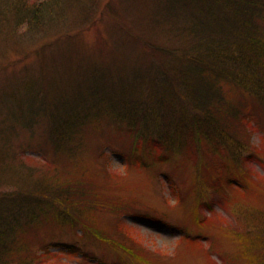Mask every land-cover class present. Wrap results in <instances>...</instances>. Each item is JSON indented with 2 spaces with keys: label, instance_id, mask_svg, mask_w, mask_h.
<instances>
[{
  "label": "trees",
  "instance_id": "trees-1",
  "mask_svg": "<svg viewBox=\"0 0 264 264\" xmlns=\"http://www.w3.org/2000/svg\"><path fill=\"white\" fill-rule=\"evenodd\" d=\"M63 5V0H0V24L13 11L27 27L42 28L44 16ZM153 12L159 30L153 25L126 29L150 59V68H135L130 81L122 75L111 79L105 65L90 66L86 79L66 90L46 89L36 83L38 76H31L15 93L0 96V142L19 128L36 132L40 153L33 173L20 164L32 182L23 178L17 190L0 195V264H45L46 257L27 254L20 237L47 215L90 230L139 258L134 229L117 221L119 240L94 226L98 211L121 208L122 197L111 192L116 181L99 186L77 167L79 138L104 127L129 138L132 157L145 154L161 163L182 146L197 166L204 155L237 158L225 183L257 201L234 222L242 229L235 233L245 241L242 254L248 262L264 264V201H259L264 200V183L256 186L244 175L247 164L264 170V0H163ZM254 130L262 132L258 146L249 141ZM8 158L2 163L11 169Z\"/></svg>",
  "mask_w": 264,
  "mask_h": 264
},
{
  "label": "rangeland",
  "instance_id": "rangeland-1",
  "mask_svg": "<svg viewBox=\"0 0 264 264\" xmlns=\"http://www.w3.org/2000/svg\"><path fill=\"white\" fill-rule=\"evenodd\" d=\"M40 1L26 0L28 4ZM63 1L58 13L44 16L42 28L27 27L13 11L6 13L0 24V96L15 93L31 76H38L36 83L46 89L54 86L66 90L70 83L84 81L85 68L90 66H107L113 80L121 75V79L129 80L135 68L142 72L150 68V59L126 29L153 25L159 30L152 16L163 0ZM261 135L259 130L251 131V144L258 146ZM79 139L77 167L87 171L99 186H107L108 179L116 181L117 187L111 192L122 197L121 208L98 211L94 226L118 239L120 235L114 230L117 221L134 229L133 246L139 258L112 241L94 237L90 230L51 220L48 215L20 235L27 254L46 257L45 264L251 263L242 254L245 241L237 237L235 232L242 233V229L234 222L246 213V205L257 200L240 195L238 189L225 183L236 170L237 158L233 157V164V159L214 153L204 155L197 166L189 148L182 146L161 163L145 154L132 157L129 138L107 127ZM36 140V132L31 135L19 128L17 134L0 142V195L17 190L23 178L28 184L32 182L20 164L25 162L31 173L39 168L33 165L40 154L35 150ZM109 143L119 151L105 147ZM5 155L11 169L2 163ZM142 160L149 161L148 166L144 167ZM246 168L244 175L252 177L256 186L264 183L261 166L247 164ZM69 248L72 253H67Z\"/></svg>",
  "mask_w": 264,
  "mask_h": 264
}]
</instances>
